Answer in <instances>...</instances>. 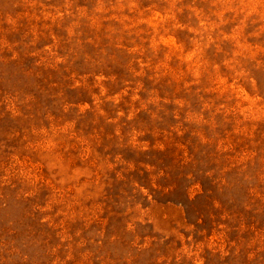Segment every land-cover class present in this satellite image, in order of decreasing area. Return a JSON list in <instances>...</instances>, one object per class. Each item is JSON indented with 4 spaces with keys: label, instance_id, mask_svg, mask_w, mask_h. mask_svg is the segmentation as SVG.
Here are the masks:
<instances>
[{
    "label": "rangeland",
    "instance_id": "374dc122",
    "mask_svg": "<svg viewBox=\"0 0 264 264\" xmlns=\"http://www.w3.org/2000/svg\"><path fill=\"white\" fill-rule=\"evenodd\" d=\"M0 264H264V0H0Z\"/></svg>",
    "mask_w": 264,
    "mask_h": 264
}]
</instances>
